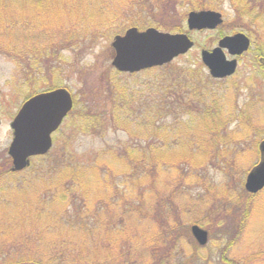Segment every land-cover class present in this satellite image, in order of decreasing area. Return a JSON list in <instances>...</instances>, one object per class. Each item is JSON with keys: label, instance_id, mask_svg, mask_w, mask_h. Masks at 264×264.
Here are the masks:
<instances>
[{"label": "trees", "instance_id": "obj_1", "mask_svg": "<svg viewBox=\"0 0 264 264\" xmlns=\"http://www.w3.org/2000/svg\"><path fill=\"white\" fill-rule=\"evenodd\" d=\"M225 3L235 22L231 32H245L251 39L249 51L264 55V0H0V55L12 59L32 88L27 98L37 92L34 84L40 75L44 82L50 81L47 89L59 86L60 77L55 75L63 73V50L84 47L87 41L108 36L106 32L114 35L129 26L184 31L181 24L165 23L166 19L180 16L181 21L188 11L201 9L220 10L226 18ZM171 64L142 70L126 85L110 77L111 112L105 116L87 111L88 106L77 110L79 102L74 99L65 119L74 115L72 126L81 133L102 137L109 127L124 131L128 139L117 147L96 152L89 162L62 145L31 158L21 171L2 165L0 264H132L124 256L127 246L114 241L122 235V230L113 228L119 222H112L115 212L140 219L154 195L159 213L169 214L181 188L202 185L198 173L221 154V147L225 150L231 140L238 143L257 131L248 121V110L237 107V92L217 86L221 79L189 67L172 71ZM166 117L176 128H167ZM235 121L245 130L229 129ZM198 134L197 147L193 136ZM185 161L179 185H173L168 196L159 194L157 181L179 173ZM173 221L169 226L158 220L154 243H146L151 264H180L173 253L177 256L179 251H172L177 243L170 238L180 222ZM200 223L199 218L193 222ZM128 232L123 229V235Z\"/></svg>", "mask_w": 264, "mask_h": 264}, {"label": "rangeland", "instance_id": "obj_2", "mask_svg": "<svg viewBox=\"0 0 264 264\" xmlns=\"http://www.w3.org/2000/svg\"><path fill=\"white\" fill-rule=\"evenodd\" d=\"M227 7L228 5L225 3V11L229 14L226 18L223 16V22L214 29L188 31L186 14L181 18V21L179 20L180 16L166 19L165 23L181 24L184 27L183 30L188 31L189 36L195 42L188 52L175 57L170 62L172 71L179 70V67H189L209 75L207 68L201 62L200 50L211 49L216 45L221 34L231 33L230 28L235 25V22L231 19L232 15ZM116 27L114 26V28ZM120 27L118 26L117 29ZM164 31L171 32V30ZM106 34L108 36H99L93 43L85 42L84 47L82 44L78 45L80 49L63 50L65 56L61 66L63 73L55 75L60 77V80L58 79L59 86L66 87L72 93L73 98L79 102L77 110L81 111L88 106L87 111L95 114L100 112L104 116L111 112L108 94L111 91L112 82L109 78L114 77L116 81L126 85L127 81L132 83L136 76L143 74L141 71L137 73L118 72L111 65L114 52L110 43L113 33L106 32ZM226 56L231 58L227 52ZM257 58L258 56L249 50L241 54L237 57L235 73L222 78L220 83H217V86L219 84L223 89L228 88L230 94L237 92L234 96L237 97V107L248 110L251 114L248 121L256 125L257 131L252 132L253 134L249 133L246 139L241 138L238 143L231 140L225 150L221 147L220 152H222L217 158L215 157L216 160L214 158L204 172L199 171L202 185L192 184L189 187L181 188V192L175 194L174 206L169 214L159 213L154 195L150 200L152 204L148 208H142L143 213L138 216L140 219L137 217L135 219L134 215L131 217L124 213L122 215L120 211L115 212V220L112 222H119L115 223L113 228L122 230V235L114 237V241L127 246L126 253L128 255L124 254V256L128 260L131 259L132 264H151V253L146 243L148 245L154 243L156 233L161 225L158 220L163 222L166 220L170 224L169 226L173 224V220L180 222L177 226V235L170 237L174 238L173 243H177L176 247L173 246L172 251H179L177 256H175V252L173 253L175 261L180 264H264V188L251 195L244 188L246 173L259 160V141L257 143L255 141L258 130L264 128V73ZM41 77L40 75L35 80L34 85L37 86L34 88L37 91L47 89L50 84V81H46L47 78L44 82ZM23 80L12 59L0 55V169H2V165L11 166V160L7 154V147L12 138L9 122L26 95L32 91L30 85L27 86ZM105 104L106 106L103 108ZM88 118L91 119V117ZM75 120V116L72 115L63 121L59 130L53 135V147L58 149L62 145H67V148L84 162L91 161L96 152L108 147H117L128 139L124 131L110 127L102 137L92 133H81L72 126V122ZM165 123L169 124L166 126L170 130L176 128L171 117H166ZM237 125L236 121L230 122L228 128L245 130L242 125L238 127ZM183 132H185L184 129ZM191 133L192 131L189 134ZM193 137L198 139V147L201 135ZM234 140H237V137ZM182 143L186 147L195 148L193 144L186 141H182ZM209 152L216 153L213 148H210ZM181 163L182 165L178 168L181 170L179 173L163 176L157 181L156 188L159 194L168 196L173 185L174 187L179 185L180 174L184 171L186 161ZM25 173H28V170L21 174ZM0 183L3 184V182ZM145 214L148 218H144ZM203 216L205 218L202 219ZM128 218L133 219L128 220ZM198 218L201 222L199 226L207 230L209 236V240L204 246L197 245L190 233V226ZM5 225L7 226V223ZM204 225H207L208 229ZM123 229L129 232L123 235ZM130 234H132L131 237ZM153 260L155 261V259Z\"/></svg>", "mask_w": 264, "mask_h": 264}, {"label": "water", "instance_id": "obj_3", "mask_svg": "<svg viewBox=\"0 0 264 264\" xmlns=\"http://www.w3.org/2000/svg\"><path fill=\"white\" fill-rule=\"evenodd\" d=\"M222 23L221 12L214 9L190 10L186 17L188 30L214 29ZM194 41L186 32H165L155 27L139 30L135 26L124 33L114 35L111 46L114 54L111 65L119 72H137L170 62L186 53ZM250 39L243 32H235L220 37L212 49H201L200 58L213 78H224L234 73L236 58L249 47ZM264 67V57L259 59ZM73 100L64 87L36 93L26 99L17 110L12 121V139L8 146L11 170H22L30 163V158L45 154L52 145L51 134L72 108ZM259 161L247 172L244 188L256 193L264 187V136L258 143ZM191 233L203 245L207 241V231L194 224ZM35 264V263H21Z\"/></svg>", "mask_w": 264, "mask_h": 264}]
</instances>
